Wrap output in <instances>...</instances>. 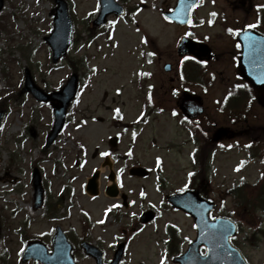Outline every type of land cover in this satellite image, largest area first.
<instances>
[{"label": "rangeland", "instance_id": "374dc122", "mask_svg": "<svg viewBox=\"0 0 264 264\" xmlns=\"http://www.w3.org/2000/svg\"><path fill=\"white\" fill-rule=\"evenodd\" d=\"M68 1L74 3L76 30L80 34L77 44L68 54L69 59L63 60L56 66H53L51 62V50L45 42V37L53 29L54 6L49 0H6L4 11L0 14V102L16 90L18 93L21 92L23 73L29 63L35 83L44 91L53 92L61 89L70 78L72 74L70 63H75L79 59L88 61V66L85 62L84 67L77 66L82 82L80 95L70 107L71 121L67 124L61 139L53 147L46 148V138L53 123V112L49 106L41 105L31 94L26 93L19 95L18 102L4 103L7 114L2 120L5 125L4 129L0 131V217L3 218L5 225L12 228V232L2 229L0 233V257L6 250L7 241L8 248L13 254L14 263L12 264H23L20 259L23 247L19 234L23 220L30 222L23 234L41 236L49 232L54 225L43 219L44 210L36 211L33 207L34 192L31 178L34 163L40 169L43 180L51 187V194L56 197L61 194L65 183L69 184L72 175H76L77 181L74 186L82 195L78 197L80 199L76 208L73 209V218L66 226H73L79 231L82 220L81 210L88 212L92 220H98L101 217L102 211L108 205L107 199L103 196L108 168L103 169L97 152H106L109 147L112 148L110 142L114 141L119 130H132L138 121L137 117L145 102L139 89V86L144 84L138 81L142 76L141 73L146 71L154 74L152 80L150 79L147 83L155 85V97L161 98L158 93L166 80L162 74V64L159 65L160 61L157 58L154 59L151 67L143 64L141 37H147L148 42L160 46L161 61H164L173 58L174 44L182 32L162 21L159 13L160 5H165L169 0H145L147 6H145V11L136 17L137 23L127 24L115 19L117 23L111 25L109 30L113 37L110 41L107 35H101L95 42L89 44L87 43L89 40L87 32L83 30V23L88 19L89 13L92 14L96 9L97 0ZM139 1L134 0L133 3ZM252 2L263 4L264 0H252ZM226 3V0H219L215 8L208 5L202 15H207L210 9H220ZM151 4H157V10L151 9L153 8ZM231 14L234 20L241 22L251 23L255 20L254 12L246 20L241 19L243 15L241 11L231 12ZM137 26L140 28L139 32L135 30ZM219 31L221 30L218 26L209 29L205 25L197 32L201 35H214ZM211 39L212 42L216 41ZM28 56L30 59H27ZM51 67L54 69L50 70ZM226 67L227 63L222 62L214 68L218 80L226 79L231 75L230 71L221 76V72ZM92 68L95 71H92ZM4 73L8 74L10 80L6 79ZM117 88H120L121 92L117 93ZM221 93L220 86L211 89L207 94V104L210 105V101ZM172 105L173 101L170 100L166 104L168 110L165 113L152 118L146 126L139 129L142 133L141 135L139 133V138L134 145L130 143V136H128L121 139L117 147H114V151L124 155L129 149L132 150L133 159L129 164L132 168V175L139 168L154 171L157 165L156 157H161L165 177L169 179L168 190H178L185 183L183 179L185 171H188L189 148L187 147L183 153H180L179 149H171L167 146L171 141L179 143L187 137V133L184 132L178 135V130L185 129L178 124V118H173L169 112ZM116 108H120V114L123 117L119 122L114 121L116 116L114 109ZM208 114L210 117L214 115L212 110L208 111ZM259 115L261 116L260 122H263L264 111ZM215 120L220 124L219 116ZM77 142L87 147L83 163L80 162ZM44 148L46 150L43 154ZM246 153L245 150L241 154L234 151L224 155L221 158L222 161L220 156L216 158L217 175L214 176L216 184L213 187L215 191L223 190L235 178L246 177L250 182L257 181L264 168V163L259 158L241 174L234 172V168L237 164L239 165L240 159L245 157ZM36 158L39 160L35 161ZM52 161H61L65 165L59 164V167H56ZM96 169L102 171L101 196L93 199L83 194V187ZM124 184V191L134 200H137L141 191H146L148 202L158 205V202L163 201V190L160 193L158 182L155 181L153 175L148 179H143L126 173ZM168 190L165 191L168 192ZM216 201L218 203L217 199ZM226 207L227 211L233 209L231 199L227 200ZM220 208L219 204L215 214H226L225 211L221 213ZM131 212L137 214L139 211L131 207L128 210L131 220L122 223L110 219L106 230L103 227H95L94 238H102V242L108 248V245L115 241L114 236L119 234L120 229L133 221ZM234 215L244 223L243 232L238 238L242 253L251 264H264V242H257L256 239L246 240V234H251L253 230L251 223H256L257 215L250 211L240 210H236ZM167 223L178 225L182 229V238L194 236L191 220L186 219L182 214L165 211L156 225L146 228L134 238L130 252L122 264H159L162 257L159 249L165 247L159 242L164 241L163 228ZM7 235L10 237L8 238ZM157 245L160 247L158 248ZM171 259L168 258L166 264H174ZM79 261L80 264H93L85 256H81ZM8 262L0 259V264H8Z\"/></svg>", "mask_w": 264, "mask_h": 264}, {"label": "flooded vegetation", "instance_id": "af4514ba", "mask_svg": "<svg viewBox=\"0 0 264 264\" xmlns=\"http://www.w3.org/2000/svg\"><path fill=\"white\" fill-rule=\"evenodd\" d=\"M120 2L127 9V7H128L127 1L126 0H120ZM175 4H176V2H175ZM231 42H229L228 44L229 45L233 44L234 47L232 48L231 51L229 50L227 52V54H225V56L227 58L226 63L229 66L233 65V62L235 60L238 61V58H239V56L237 57L236 42L234 40ZM201 58L204 59V55H201ZM214 59L219 60L218 62H220L222 58H220L219 56H217L216 54L213 53L212 60H214ZM209 67H211V65H209ZM186 70H187V72L191 71L190 68L189 69L187 68ZM192 70H193V68H192ZM171 82H172L173 88L174 89L176 88L178 90V93L176 95H174L175 96V108L178 109V106H179L181 99H182L181 98L182 93L184 91H187L185 88H183V89L179 88L180 87L179 84L181 82H180V78H179V70L178 69L175 71V78L172 79ZM191 83H193V82L186 80L183 83H181V85L188 84L190 86ZM212 84H213V82H211L208 79L200 78L197 80L196 85L199 88V90L202 92L201 95L203 98V102H206V98H207L205 89L208 90L209 88H211ZM238 84H239L238 81L233 82L231 78L225 79L224 84L222 85V94L219 95V97H218L217 106H215L214 104L213 105L211 104L214 116H217V115L224 116L222 119V123L224 124L223 126L224 127H230V129H232V130H243L241 121H239L237 119L245 118L246 121L244 123L248 124L247 119L256 116L257 111H258L259 101H260V96H259L257 91H255V90H254V92L252 90L250 91L248 87L237 88L236 85H238ZM229 92L232 93L231 96H228ZM225 97H227V99H225ZM204 105H205V103H204ZM202 117H199L196 120H198ZM206 118H210V117L207 116ZM206 120H208V119H206ZM219 128H216V124L213 123V121H210L208 129L198 130L199 134L197 136H193L192 138L189 137V139L184 140V142L186 141L187 144L192 148L191 172L194 173V175L192 176V179L194 178L196 181H200V182L203 181V183H206L208 178L211 175L212 171H211V165H210V158H211L210 134H211L212 130H214V132H216V130H218ZM192 131L194 132V130H192ZM240 135H241L240 132L235 133V135L233 137H231L232 139H230L229 141H224L223 143L227 144L228 142L235 141L236 138L239 137ZM183 144L184 143L182 142V145ZM185 146L186 145H183V147H185ZM194 149L196 151H193ZM218 149L219 148L217 145H215L213 147V150H214L213 156L215 153L216 154L219 153L217 151ZM194 166L196 167L197 171L194 170ZM198 188H201L200 185H198ZM223 194L226 195L225 197H228L227 192L220 193L218 197L222 198ZM202 196L203 197H215L216 195L214 193H211L210 191H203ZM120 210H121V208H119V211ZM69 239H70L71 243L73 244L74 248L78 243V246H79L81 252H82V249H81L82 242L88 241L85 239L78 238V239H76L75 242H73L71 237ZM48 241H50V236H48Z\"/></svg>", "mask_w": 264, "mask_h": 264}, {"label": "water", "instance_id": "95a60500", "mask_svg": "<svg viewBox=\"0 0 264 264\" xmlns=\"http://www.w3.org/2000/svg\"><path fill=\"white\" fill-rule=\"evenodd\" d=\"M58 2L60 4V7L58 8L57 18L55 20L56 28H55L54 33L51 35V37L47 39V41L50 43L54 51V58H53L54 62H57L61 57L65 56L67 49L71 44V23L67 15V8L64 3H62L61 1H58ZM3 6H4V0H0V11L2 10ZM102 7H103L102 14L106 15V14L112 13V10H116V8L114 9V7H116L115 0H103ZM101 22L102 20H99L98 24H100ZM245 69L246 68L243 66L242 70H244V73H243L244 76L251 79V76L247 74V71H245ZM76 84H77V79L74 76L73 79L69 82L68 86L62 92L54 93L51 96H47L41 91H39L33 85V83L31 82L30 76L27 75V85L25 89L26 91L33 92L36 98L40 101H59L60 102V105L54 104L55 114H56V125L51 135L50 142L52 141V139H54L57 136V134L60 132L64 124L66 109L68 107L69 102L73 99L75 95ZM256 85L260 89L264 90V82L258 80L256 82ZM36 187H37L36 188V201H37L36 206L39 207L38 205H40L39 201L41 200L42 192H41L40 185H36ZM177 200L178 199L175 198L174 203L179 206L178 208L184 207L186 211L188 210L190 213H192L197 218L198 225H200L199 232L200 233L204 232V237L202 238L200 235L199 243L195 244V247H198V249L202 245H207L209 247V258L206 259L207 264L208 263L209 264H246L244 260L242 259V257L240 256V254H238L237 251L233 250L230 247L228 242L225 245L227 249V251H225L224 249L217 248L215 246V242L209 241L208 239L209 235L215 230L209 229L205 231L204 224L201 223V221H204L205 223L209 221L207 214L205 215V217L203 215L201 217L199 213L194 211L192 208L190 207L188 208L187 206H185L184 202L180 200V198H179L180 204H177ZM220 223L221 221H216L210 224L219 225ZM31 248L29 250H31ZM198 249L196 250L197 252H198ZM228 251H230L232 255L229 256ZM197 252H196V255H197ZM31 253L32 252L29 251L28 254L30 255ZM37 256L39 258L46 259L45 255H37ZM118 259H119V255L113 264H118ZM45 263H48V262L46 261ZM184 264H202V260L198 258H191V259L188 258L186 262H184Z\"/></svg>", "mask_w": 264, "mask_h": 264}, {"label": "snow or ice", "instance_id": "6c2138e0", "mask_svg": "<svg viewBox=\"0 0 264 264\" xmlns=\"http://www.w3.org/2000/svg\"><path fill=\"white\" fill-rule=\"evenodd\" d=\"M143 2H144V0H141V3H143ZM100 4H101V0H97V7H96V9H94V11H99V9H100ZM194 6H195L194 4H186V3H185V0H180V5H179V7H178L177 9L174 10L175 13H176V17H177V19H180V16L184 13L185 10H187V11L190 12L191 9H192V7H194ZM155 7H156V5L153 4V8H155ZM261 7H264V6H261ZM136 11L139 12V11H141V9L137 8ZM89 15H91V13H89ZM211 15L215 16L216 13L213 12ZM133 19H135V14H133ZM163 19H164L165 21H170V20H171V17L165 15V16L163 17ZM181 22L183 23V21H181ZM116 23H117L116 20L111 21V24H112V25H115ZM187 23H188V24H192V20H191V18H189V19L187 20ZM209 23L211 24L212 21L210 20ZM249 27H250V28H255V27H256V24L249 25ZM135 30H136L137 32H139V31H140V28L137 26V28H136ZM227 31L231 33V32H233V29L229 28ZM185 35L190 36V35H192V34H191V33H185ZM112 38H113V37L110 35V36H109V39L111 40ZM206 39H207V38H206ZM246 40L249 42L250 52H254V51H255V47L253 46V43H252V42L255 40V38H254V37H246ZM141 42H142L143 44H147V43H148V39H147V37H141ZM117 46H118V45H117ZM240 46H241V45H240L239 43H237L236 47L239 48ZM81 47H83V45H81ZM141 55H144V53H141ZM148 55H150V56H156L157 53H156V52H151V53H149ZM184 59H185V60H187V59H193V60H195L196 57H195V56H193V57L185 56ZM149 62H151V61H149ZM199 63L202 64V65H206L208 62L205 61V60H200ZM141 75L151 76L152 74H151V73H141ZM214 78H215V77L213 76V79H214ZM181 79H184V76H183V75H181ZM152 87H153V85H149V88H150V89H151ZM236 87H237V88H245V87H247V86H246V85H243V84H238V85H236ZM116 91H117V93H119V92H121V89H120V88H117ZM172 91H173V95H176V94L178 93V90H177V89H173ZM205 91H207V89H205ZM231 95H232V93L229 92V93H228V96H231ZM225 99H227V97H225ZM148 102H149V103L152 102V95H151V92H149V94H148ZM114 111H115V113L118 115V117H119L120 119H123V117L119 115V114H120V111H121L120 108H116V109H114ZM158 111L162 112V111H163V108L158 109ZM172 115H174V116L177 115V113H176L175 110H173ZM93 119H95V117H93ZM137 120H138V121L145 122V121H146L145 113H144V112H141L140 115L137 117ZM184 120H188V117L185 116V117H184ZM85 123H86V122H85ZM4 126H5V125H4L3 123H0V131H3ZM196 126L199 127V124H197ZM77 127H79V125H77ZM117 135H119V133H118ZM135 138H136V133L133 132V133H132V139L135 140ZM250 146H251L250 144H249V145H246V147H250ZM81 147H83V145H81ZM229 147H231V145H229ZM193 151H196V150L194 149ZM132 154H133V153H132V150L129 149L128 152H127V155H128V156H132ZM100 155H101V156H106V155H108V153H106V152H101ZM160 162H161V157L157 156V157H156V163H157V165H160ZM242 165H243V162L241 163V165H237V168H236L235 170L238 171ZM193 175H194L193 172H189V173H188V176H189V177H192ZM261 175L264 176V173H261ZM188 188H189V184H188V183H185V184L183 185L182 188L178 189V191H179V192H185L186 190H188ZM140 195L143 197V196L146 195V193L143 192V191H141V192H140ZM93 198L95 199V197H93ZM130 203L135 204L136 201H130ZM189 204H190L192 207H194V208L204 209V205H202V204L198 205V204H196L195 202H192L190 197H189V201H188V203H186L185 206H189ZM152 206L155 207V205H152ZM120 207H123V205H121V204H119V203L112 204L110 207H108V208L105 209V212H104L105 217H107V216H108V213L112 212L113 209H117V208H120ZM131 215H132V216H136V213L133 212V213H131ZM212 219H213V220H221V221H223V218H219V217H212ZM97 223L103 224V223H105V220H99V221H97ZM201 223L204 224V229H205V231H207V230H209V229H213V230H215V231H213V232L209 235L208 239H209L210 242H215V246H216L217 248H221V249H224L225 251H227V249H226V247H225V245L227 244V242H230V241L236 239V237L233 235V229L238 230V228H237V225L234 224V223L231 221V219H229L226 223L221 222L219 225H216V224H207V223H205L204 221H201ZM193 226H194V227H197V228L200 227V225H193ZM139 231H142V229H140ZM200 235H201V237L203 238V237H204V232H201ZM184 239H185V240H188V237H184ZM222 242H223V243H222ZM189 243H191V241H189ZM23 251H24V249L22 248V249H21V252H23ZM203 255H204L205 257H207V256H208V253H207V252H204ZM228 255L230 256V255H232V253H231L230 251H228ZM166 261H167V256H166V255H165V256H162L161 259H160V261H159V264H166Z\"/></svg>", "mask_w": 264, "mask_h": 264}]
</instances>
